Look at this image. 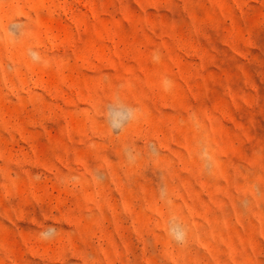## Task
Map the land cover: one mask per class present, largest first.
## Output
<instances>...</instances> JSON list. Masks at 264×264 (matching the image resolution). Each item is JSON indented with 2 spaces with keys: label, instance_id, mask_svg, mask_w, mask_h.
<instances>
[{
  "label": "rangeland",
  "instance_id": "rangeland-1",
  "mask_svg": "<svg viewBox=\"0 0 264 264\" xmlns=\"http://www.w3.org/2000/svg\"><path fill=\"white\" fill-rule=\"evenodd\" d=\"M0 264H264V0H0Z\"/></svg>",
  "mask_w": 264,
  "mask_h": 264
}]
</instances>
